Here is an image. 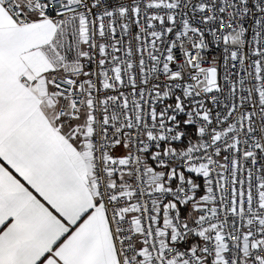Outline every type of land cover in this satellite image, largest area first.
<instances>
[{"label":"snow or ice","instance_id":"snow-or-ice-1","mask_svg":"<svg viewBox=\"0 0 264 264\" xmlns=\"http://www.w3.org/2000/svg\"><path fill=\"white\" fill-rule=\"evenodd\" d=\"M0 264H264V0H0Z\"/></svg>","mask_w":264,"mask_h":264}]
</instances>
